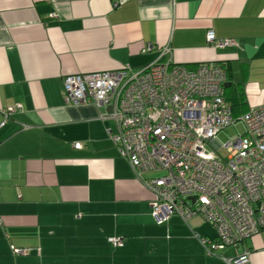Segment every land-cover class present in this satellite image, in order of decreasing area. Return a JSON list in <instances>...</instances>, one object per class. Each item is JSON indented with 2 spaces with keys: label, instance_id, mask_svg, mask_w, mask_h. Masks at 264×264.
Returning a JSON list of instances; mask_svg holds the SVG:
<instances>
[{
  "label": "crops",
  "instance_id": "obj_1",
  "mask_svg": "<svg viewBox=\"0 0 264 264\" xmlns=\"http://www.w3.org/2000/svg\"><path fill=\"white\" fill-rule=\"evenodd\" d=\"M168 58L221 64L236 111L264 105V0H0V109L20 105L0 127V264H264V231L206 255L200 216L157 224L109 108L64 101L66 75Z\"/></svg>",
  "mask_w": 264,
  "mask_h": 264
},
{
  "label": "built area",
  "instance_id": "obj_2",
  "mask_svg": "<svg viewBox=\"0 0 264 264\" xmlns=\"http://www.w3.org/2000/svg\"><path fill=\"white\" fill-rule=\"evenodd\" d=\"M206 40L216 47L233 43L217 39L212 30L206 32ZM167 52L165 47L162 53ZM225 81L221 64L190 68L171 58L138 70L123 66L62 78L65 103L109 108L100 117L115 122L110 140L151 192L155 222L162 224L174 214L184 221L200 216L212 228V238L194 233L206 255L236 248L264 231V105L234 118L225 98ZM19 109L20 105L1 108L0 127ZM237 121L244 125L243 134L223 144L224 154L208 147ZM108 240L121 246L124 238ZM13 253L26 250L13 248ZM248 256L245 248L225 261L247 264Z\"/></svg>",
  "mask_w": 264,
  "mask_h": 264
},
{
  "label": "rangeland",
  "instance_id": "obj_3",
  "mask_svg": "<svg viewBox=\"0 0 264 264\" xmlns=\"http://www.w3.org/2000/svg\"><path fill=\"white\" fill-rule=\"evenodd\" d=\"M244 131V125L242 122L237 121L219 132L217 136L212 141L211 145L208 147L213 150H217L219 153L224 154L223 144L228 141V139L235 137L236 135H242Z\"/></svg>",
  "mask_w": 264,
  "mask_h": 264
},
{
  "label": "trees",
  "instance_id": "obj_4",
  "mask_svg": "<svg viewBox=\"0 0 264 264\" xmlns=\"http://www.w3.org/2000/svg\"><path fill=\"white\" fill-rule=\"evenodd\" d=\"M222 66H223V65H222ZM223 67H224V66H223ZM224 90H225V92H226L227 88L224 87ZM225 98H226V100H227L226 93H225ZM227 101H228V100H227ZM228 103H229V101H228ZM229 104H230V103H229ZM230 106H231V110H232V116H233L234 118H238V117L241 116L244 112L247 111V109L242 108V103L239 105V108H241V109H238L237 111H236V109L234 108V105H231V104H230ZM237 106H238V105H237ZM239 110H241V111L238 112Z\"/></svg>",
  "mask_w": 264,
  "mask_h": 264
},
{
  "label": "water",
  "instance_id": "obj_5",
  "mask_svg": "<svg viewBox=\"0 0 264 264\" xmlns=\"http://www.w3.org/2000/svg\"><path fill=\"white\" fill-rule=\"evenodd\" d=\"M227 86V84L226 83H224V87H226ZM192 201H193V199L192 198H190Z\"/></svg>",
  "mask_w": 264,
  "mask_h": 264
}]
</instances>
